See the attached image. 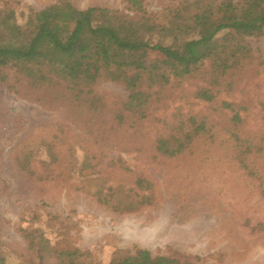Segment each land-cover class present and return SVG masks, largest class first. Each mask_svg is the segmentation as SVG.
Instances as JSON below:
<instances>
[{
    "label": "rangeland",
    "instance_id": "374dc122",
    "mask_svg": "<svg viewBox=\"0 0 264 264\" xmlns=\"http://www.w3.org/2000/svg\"><path fill=\"white\" fill-rule=\"evenodd\" d=\"M57 1L1 0L0 9H13L16 34L27 27L29 7ZM70 1L136 16L123 0ZM184 1L143 0L146 25L164 22ZM251 2L249 24H261L262 34H216L245 45V58L225 73L206 60L166 84L144 75L147 110L135 128L127 124L132 113L121 108L129 92L120 83L99 79L89 95L82 87L75 96L67 81L33 87L13 67L0 68V264H65L62 250H76L75 262L106 264L136 248L185 264H264V0ZM162 59L142 50L146 66L158 68ZM223 104L238 111L239 137ZM120 112L124 126L111 129ZM190 118L203 120L209 132L180 154L158 153L155 139L180 123L186 130ZM138 176L152 183L150 204L119 213L98 203L109 186L114 203L134 198Z\"/></svg>",
    "mask_w": 264,
    "mask_h": 264
},
{
    "label": "trees",
    "instance_id": "16d2710c",
    "mask_svg": "<svg viewBox=\"0 0 264 264\" xmlns=\"http://www.w3.org/2000/svg\"><path fill=\"white\" fill-rule=\"evenodd\" d=\"M123 1L136 18L100 6L78 9L70 0H58L40 10L29 7L25 22L27 27L16 34L13 31L15 24L12 23L13 9L1 8L0 68L13 67L33 87L52 82L53 78L67 81L71 85L70 90L77 92L75 96L82 93L83 88H88L86 94L89 95L90 87L99 79L120 83L129 92L121 108L132 113L128 117L133 119L128 118L127 124L129 128H135L147 110L145 103L148 95L141 90L144 77L147 76L151 83L166 84L171 76L180 78L193 74L206 60H210L219 72L225 73L239 64L240 57L245 58L246 52L240 55L239 51L246 46L243 48L237 43L231 46V42L236 40L233 36L218 39L216 34L227 28L262 34L261 24H249V18L254 13L251 0H186L170 10L165 21L157 23L156 27L146 25L148 13L142 6L143 0ZM261 22H264V17ZM155 35L156 40L153 39ZM146 48L163 55L158 68L141 62L142 50ZM200 93V97L212 99L208 92ZM94 97L93 94L89 99ZM223 106L232 110L231 133L239 137V130L236 129L240 122L238 111L233 109V104ZM123 115L122 112L116 114V122L111 129L124 126ZM190 123L192 126L186 130L180 123L171 127L172 131L158 136L155 150L168 156L180 154L200 132H209L203 120L196 122L190 118ZM27 157L25 162H28L22 164L23 168L29 167L31 155ZM134 184V198L114 203L111 200L115 188L109 186L105 194L97 196V201L119 213L132 212L150 204L154 199L152 183L138 176ZM259 185L264 197V179ZM31 241H34L33 237ZM76 256V250L60 252V258H66L65 264H99L75 262ZM106 264L185 263L164 255L153 256L146 249L136 248L134 253L116 255Z\"/></svg>",
    "mask_w": 264,
    "mask_h": 264
}]
</instances>
